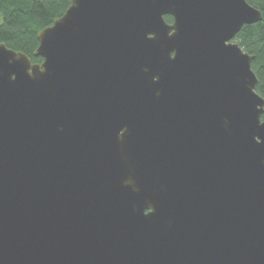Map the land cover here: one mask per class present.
<instances>
[{
  "label": "water",
  "instance_id": "1",
  "mask_svg": "<svg viewBox=\"0 0 264 264\" xmlns=\"http://www.w3.org/2000/svg\"><path fill=\"white\" fill-rule=\"evenodd\" d=\"M261 19L70 0L41 62L0 42V264H264V94L234 40Z\"/></svg>",
  "mask_w": 264,
  "mask_h": 264
},
{
  "label": "trees",
  "instance_id": "2",
  "mask_svg": "<svg viewBox=\"0 0 264 264\" xmlns=\"http://www.w3.org/2000/svg\"><path fill=\"white\" fill-rule=\"evenodd\" d=\"M246 1L261 12L262 19L243 25L234 40L253 56L251 68L258 78L256 91L263 95L264 0ZM69 4L70 0H0V42L25 53L33 63L41 62L42 58L34 55L38 46L37 34L60 17ZM165 20L171 22V17L166 15Z\"/></svg>",
  "mask_w": 264,
  "mask_h": 264
},
{
  "label": "rangeland",
  "instance_id": "3",
  "mask_svg": "<svg viewBox=\"0 0 264 264\" xmlns=\"http://www.w3.org/2000/svg\"><path fill=\"white\" fill-rule=\"evenodd\" d=\"M171 21H172V18H171Z\"/></svg>",
  "mask_w": 264,
  "mask_h": 264
}]
</instances>
